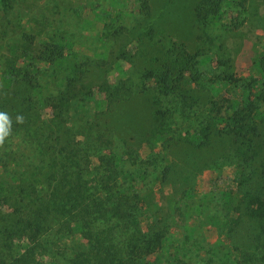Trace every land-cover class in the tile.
Masks as SVG:
<instances>
[{"label":"rangeland","instance_id":"obj_1","mask_svg":"<svg viewBox=\"0 0 264 264\" xmlns=\"http://www.w3.org/2000/svg\"><path fill=\"white\" fill-rule=\"evenodd\" d=\"M197 1L0 2V98L8 87L17 88L16 78L11 83L4 81L5 68L10 71L12 67L13 72L31 61L33 53H21L29 41L26 35L35 41L31 48L47 40L48 34L63 38L69 59L90 63L99 57L106 61L105 68L91 71L88 81L91 87L86 100L94 109L111 104L105 84L119 89L127 77L140 74L135 82L141 90L138 109L142 118L132 130L144 136L150 132L151 143L134 141L132 161L123 155L117 167L123 169L119 181L125 182L129 179L126 170L137 169L150 152L161 161L144 181L129 182L138 192V221L149 238L147 246L138 248L142 256L150 264H264L263 250L244 240L247 234L260 232L256 212L264 205V200L251 195L264 182V70L258 62L264 54V0H224L206 34L194 20ZM116 31L120 33L113 37ZM183 47L195 54L191 63L195 67L182 72L177 91L188 98L177 103V94H173L160 97L161 106L152 104L154 98L146 93L155 86L156 78L148 77L155 72L153 61L168 50L180 52ZM33 92L40 96L43 91L36 88ZM249 102L255 106L252 117L259 126V135L250 143L254 150L247 149V141L226 133V118ZM153 110L167 114L163 113L175 134L168 126L150 127L156 120L150 117ZM40 112L48 117L51 108L40 107ZM191 141V147L200 148L191 149ZM116 152L121 154V147ZM84 161L94 163L96 156ZM164 166L170 167L166 179L161 172ZM7 209L1 197L0 214ZM77 238L71 234L62 238L61 253L55 257L49 247L36 252L32 264H69V251ZM27 240L20 233L12 251L20 253Z\"/></svg>","mask_w":264,"mask_h":264},{"label":"trees","instance_id":"obj_2","mask_svg":"<svg viewBox=\"0 0 264 264\" xmlns=\"http://www.w3.org/2000/svg\"><path fill=\"white\" fill-rule=\"evenodd\" d=\"M0 2L4 5L5 0ZM223 2H196L193 16L203 34L221 12ZM47 27L43 22L42 28ZM117 33L120 32H113V37ZM25 37L29 41L23 44L21 53H33L31 61L13 72L12 67L10 71L5 68L4 81L11 83L16 78L17 88L8 87L0 98V112L8 113L12 121L11 135L0 147V198L8 207L0 214V264H32L36 252L47 247L55 257L61 253V239L68 234L78 237L69 251V264H150L138 249L147 246L149 238L138 221V192L129 182L145 180L161 161L150 152L138 162L137 169L126 170L129 179L125 182L119 181L123 169L117 167V159L123 155L128 162L132 161L134 141L144 139L151 143L150 132L144 136L132 130L138 118H142L138 109L141 90L135 82L140 74L127 77L119 89L112 90L105 84L111 104L94 109L86 100L91 87L88 81L91 71L105 68L106 61L99 57L91 58L90 63L76 62L73 57L70 60L62 37L55 39L46 34L47 40L41 39L32 48L35 41ZM194 58L195 54L183 47L180 52L168 50L153 61L155 72L148 77L156 78L155 86L146 93L154 98L152 104L161 106L160 97L173 94H177V103L182 97L188 98L177 91L181 89L182 72L195 67L191 65ZM258 62L264 70V54ZM8 63L13 62L8 59ZM36 88L43 91L40 96L34 95ZM40 107L51 108L50 115L43 117ZM254 108L249 102L226 118V133L237 141H247L248 150H254L250 143L259 135V126L252 117ZM163 113L167 115L160 110L151 112L150 117L156 120L150 127L168 126L175 134ZM17 115L24 117L23 123H17ZM192 144L193 141L188 142V146ZM118 147L121 154L116 152ZM91 155L96 156V162L84 161ZM161 172L166 179L170 167L164 166ZM251 195L264 200V182ZM259 210L256 215L260 218V232L247 234L244 240L263 250L264 263V205ZM20 233L29 240L15 254L13 240Z\"/></svg>","mask_w":264,"mask_h":264},{"label":"clouds","instance_id":"obj_3","mask_svg":"<svg viewBox=\"0 0 264 264\" xmlns=\"http://www.w3.org/2000/svg\"><path fill=\"white\" fill-rule=\"evenodd\" d=\"M17 123H23L24 117L22 115H17ZM12 121L8 113L0 112V147L5 143L8 136L11 135Z\"/></svg>","mask_w":264,"mask_h":264}]
</instances>
